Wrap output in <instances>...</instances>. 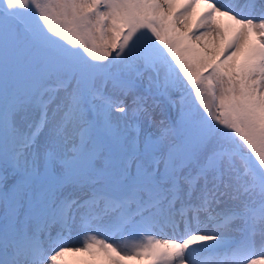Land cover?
Segmentation results:
<instances>
[{"label": "snow or ice", "instance_id": "1", "mask_svg": "<svg viewBox=\"0 0 264 264\" xmlns=\"http://www.w3.org/2000/svg\"><path fill=\"white\" fill-rule=\"evenodd\" d=\"M264 264V0H0V264Z\"/></svg>", "mask_w": 264, "mask_h": 264}, {"label": "bare ground", "instance_id": "2", "mask_svg": "<svg viewBox=\"0 0 264 264\" xmlns=\"http://www.w3.org/2000/svg\"><path fill=\"white\" fill-rule=\"evenodd\" d=\"M64 259H66L67 261H69V264H72V262L75 261L76 259H78V257H74L72 255H68Z\"/></svg>", "mask_w": 264, "mask_h": 264}]
</instances>
